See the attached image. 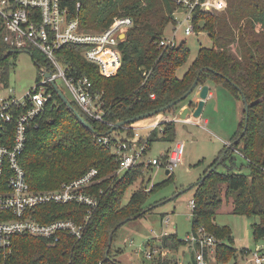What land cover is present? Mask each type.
Returning a JSON list of instances; mask_svg holds the SVG:
<instances>
[{
	"label": "trees",
	"instance_id": "16d2710c",
	"mask_svg": "<svg viewBox=\"0 0 264 264\" xmlns=\"http://www.w3.org/2000/svg\"><path fill=\"white\" fill-rule=\"evenodd\" d=\"M66 5L70 16L78 19L87 31L106 29L116 17L130 16L134 23L126 29V38L120 44L122 64L115 75H102L97 65L87 61L78 49L72 48L69 55L76 72L88 76L94 89L103 92L104 120L97 121L88 116L70 97L72 107L68 106L50 85L52 98L45 106L38 126L29 131L21 163L27 181L35 191L56 189L91 168L98 169L99 181L93 185L92 192L98 196L99 205L87 219L81 238L65 234L60 242L51 245L47 239L33 235L14 236L10 264H123L117 256L124 248L113 247L117 232L125 224L121 222L128 217L132 220L144 217L152 211L146 205L148 196L165 186L168 179L146 191L151 180L145 184L144 165L138 164L117 174L119 160L98 139L109 134L111 127L119 121L176 101L197 79L198 85L214 83L225 86L238 97L244 95L249 103V119L242 139L233 147L226 145L221 153L222 164L227 160L231 163L226 164L228 170L220 171L218 166L212 170L218 157L193 185L196 205L191 213V233H197L203 227L216 237L214 257L218 263H228L237 253L240 255L247 248L238 251L232 245L231 230L216 223V215L226 207L232 213L259 217L252 225L253 235L256 241H264V0H228L225 11L201 15L199 18L203 17L204 22L197 29L207 31L214 46L200 48L182 77L177 76V71L190 59L187 45L182 43L171 49L158 46L166 27L174 21L175 5L171 0H67ZM3 36L4 24L0 17V81L8 84L14 67L11 59L18 52L4 41ZM31 54L39 67V81L41 66L48 65V61L36 49H31ZM184 101L159 114H175ZM191 105L197 107L194 102ZM75 110L92 124L94 130L81 122ZM150 119L126 124L114 133L125 132L126 137L132 138L133 127ZM245 124L244 106L242 120L231 142L239 138ZM164 126L165 132L161 136L156 131L150 134L149 150L155 140H172L175 136V121L166 122ZM235 151L246 159L248 173L233 171ZM139 179L142 180L140 187L124 203L128 187ZM41 210L39 219L43 222L61 218L82 222L87 215V207L76 203L51 204ZM8 218L10 215L0 210V220ZM111 236L113 241L109 246ZM186 245V239L177 233L163 235L158 247L168 248L171 254L165 258L158 256L145 264H170L177 259L176 252Z\"/></svg>",
	"mask_w": 264,
	"mask_h": 264
},
{
	"label": "built area",
	"instance_id": "2783aa9c",
	"mask_svg": "<svg viewBox=\"0 0 264 264\" xmlns=\"http://www.w3.org/2000/svg\"><path fill=\"white\" fill-rule=\"evenodd\" d=\"M175 5L172 34L165 35L158 43L163 49L180 46L178 34H196L204 19L201 15L225 11L228 0H171ZM67 0H0V17L4 24V41L17 52L31 49L40 51L48 61L41 66L40 80L26 96L17 98L7 95L4 89L8 84L0 81V210L10 218L0 220V264H10L9 257L13 250V238L28 234L47 239L51 245L60 242L68 234L81 238L86 228V221L99 205L98 196L92 192L93 185L99 181V170L91 168L82 176L64 182L52 190L35 191L27 181L26 171L21 163L29 131L37 127L45 106L52 98L49 91L52 82L62 79L71 98L91 118L104 120L103 92L95 90L88 76L76 72L71 49H78L89 62L96 64L104 76L115 75L122 64L120 44L126 38V29L133 25L130 16L116 17L112 24L103 30L87 31L76 18H72L66 5ZM80 6V3L78 4ZM125 34L122 38L121 34ZM32 55V54H31ZM71 70V71H70ZM50 72L51 76H46ZM57 84V83H56ZM195 110V109H194ZM184 123L207 124L201 117L196 119L193 113ZM168 116L160 120L148 121L133 127L134 136L128 138L112 132L99 137V142L108 146L120 162L117 174H122L132 167L143 164L146 169L152 166L163 167L169 174L183 162L185 143L177 142L167 157L148 158L149 136L153 131L165 132ZM146 130L147 135L142 131ZM153 186V185H152ZM151 186V187H152ZM151 187L148 186L146 191ZM76 203L87 207L85 220L78 222L72 218H61L47 222L39 219L43 206L51 204L66 205ZM191 200L190 207L195 208ZM167 233H163L166 235ZM162 235V236H163ZM186 248L191 252L192 264H210L215 256L218 240L212 234L199 228L197 233H190L186 238ZM171 251L165 247H151L146 250L148 259L160 256L168 257ZM242 264H264V247L256 250L245 249L240 253ZM170 264H190L176 259Z\"/></svg>",
	"mask_w": 264,
	"mask_h": 264
},
{
	"label": "rangeland",
	"instance_id": "374dc122",
	"mask_svg": "<svg viewBox=\"0 0 264 264\" xmlns=\"http://www.w3.org/2000/svg\"><path fill=\"white\" fill-rule=\"evenodd\" d=\"M173 26L169 24L166 27L165 35L172 34ZM123 38V37H122ZM186 41L191 54L189 61L177 71V76L182 77L188 70L198 51L202 47H213L214 40L205 30H200L196 34L185 35L182 31L178 34V42ZM14 67L11 69L8 85L4 89L5 93L21 98L26 96L38 84L39 67L35 63L33 56L26 51H20L12 57ZM57 85L67 97L71 95L62 79L57 80ZM220 91L219 97L215 101V105L208 104L203 109L202 120L210 121L205 124L184 123L181 120L186 119L190 115V109L180 112V109L164 114H156L151 117V121L160 120L162 115L168 116L171 120H176V133L172 140L157 139L152 143L148 152V158H161L162 153L168 152L177 142L185 143V152L183 162L180 163L173 172L172 178L167 174L163 167L152 166L146 169L144 173L145 184L147 180H151L149 187L156 183L167 180L165 186L151 192L148 196L147 206L152 208L146 216L133 219L123 225L117 232L114 248H124L117 258L123 264H145L150 263L151 259L146 257V250L150 244L160 246L163 233H177L180 238H186L192 231V209L190 202L194 197L195 188L193 185L203 176L205 170L218 157V169L227 171L231 165L227 160L226 164L221 162V153L231 141L238 131L242 113L244 109V101L240 96H236L229 89L222 85H217ZM194 93L191 94L184 104L193 102ZM195 103V102H194ZM193 109V106L191 107ZM199 119V118H196ZM143 135H147V131H142ZM118 136H124L117 134ZM158 136L161 133L158 130ZM236 166L233 171H242L248 173L246 159L235 151L234 155ZM142 180H137L133 185L129 186L125 197L126 203L132 193L140 187ZM169 219L168 223L165 222ZM259 221V217H249L245 214L232 213L228 208H222L216 215V223L221 226L228 227L232 232V245L239 251L242 248L256 250L264 247V241H256L253 235L252 225ZM162 234V235H161ZM160 240V241H159ZM185 251L186 258L191 256V252L186 247L181 249ZM172 257V256H171ZM184 259V258H183ZM243 260L239 253L228 263H218L213 256L210 258V264H242Z\"/></svg>",
	"mask_w": 264,
	"mask_h": 264
},
{
	"label": "water",
	"instance_id": "95a60500",
	"mask_svg": "<svg viewBox=\"0 0 264 264\" xmlns=\"http://www.w3.org/2000/svg\"><path fill=\"white\" fill-rule=\"evenodd\" d=\"M124 36H125L124 33L121 34V37H124ZM15 52H17V51H15ZM46 76L50 77L51 76V73L50 72H46ZM198 83H199V79L195 80V82L193 83V85L191 86V88L185 94H183L179 99H177L176 101L168 104L165 107H161V108H159V109H157L155 111L147 112V113H144V114L135 116V117H133L131 119H127V120H123V121H119V122L115 123L111 127V129L109 130L108 133H112V132H114V131H116V130L122 128V127H124L126 124H129V123H132V122H135V121L144 119V118L152 117V116H154L156 114H159V113H161V112L169 109L170 107L174 106L175 104H177V103H179L181 101L186 100L191 94H193V92L195 91V89L198 88V87H200V92H199L200 100L197 103V107L193 111V117L194 118H200L202 116V113H203V109H204V106H205V103H206V99L209 96L210 86L208 84L198 85ZM52 85H53L54 89L58 92V94L60 95V97L68 104V106L72 107L71 101L63 93V91L59 88V86L55 82H52ZM243 101H244L245 110H246V124H245L244 130H243L242 134L239 136V138H237L234 142H230L228 144V147H233L234 144H237L242 139V137L244 136V134L246 133V130H247V127H248L249 103H248V101H247V99H246V97L244 95H243ZM75 113L80 118L81 122L86 127H88L91 130H94L92 124L90 122H88L77 110H75ZM227 150H228V148L226 149V151ZM222 162H223V156L221 157V162L220 163H222ZM217 166H218V164H216L215 166H213L212 170H214ZM166 172H167V174H169V171H166ZM130 220H132V217L126 218L123 222H121V224L126 223V222H128ZM112 241L113 240H112V236H111L110 237V240H109V246L112 245Z\"/></svg>",
	"mask_w": 264,
	"mask_h": 264
},
{
	"label": "crops",
	"instance_id": "0c3cea01",
	"mask_svg": "<svg viewBox=\"0 0 264 264\" xmlns=\"http://www.w3.org/2000/svg\"><path fill=\"white\" fill-rule=\"evenodd\" d=\"M209 86H210V89H209V96H208V98L206 99V103H205V106L207 105L208 106V104H213V105H215V101H216V99L219 97V94H220V91L218 90V86L216 85V84H214V83H209L208 84ZM225 87V86H224ZM226 88V87H225ZM199 92H200V87H198V88H196L195 89V91L193 92L194 93V98H193V102H195V104H197L198 103V101L200 100V96H199ZM205 106H204V109H205ZM192 107V105H191V102L189 103V104H184L181 108H180V112H182V111H185L186 109L188 110V109H190V115L193 113V111H194V107H193V109L191 108ZM201 119H202V117H201ZM204 120H207V123H209L210 121L208 120V118L207 119H204ZM231 141H228V144L230 143ZM171 150V148L170 149H168V151H170ZM167 152V151H166ZM193 200V199H192ZM168 221H169V219H167L165 222H167L168 223ZM165 233H167V232H165ZM168 234V233H167ZM162 235V234H161ZM189 235V234H188ZM187 235V236H188ZM160 241V240H159ZM161 243V241L159 242V244ZM157 245H152V244H150V247L149 248H151V247H156ZM243 249V248H242ZM181 252V250L177 253L176 252V258L177 259H179V260H183V261H185V262H189L190 264H192V256H190L189 258H186V256H185V251H183L182 253H180ZM184 258V259H183Z\"/></svg>",
	"mask_w": 264,
	"mask_h": 264
}]
</instances>
